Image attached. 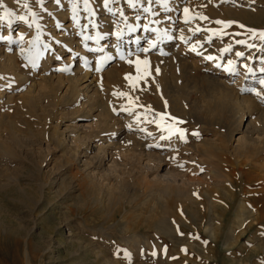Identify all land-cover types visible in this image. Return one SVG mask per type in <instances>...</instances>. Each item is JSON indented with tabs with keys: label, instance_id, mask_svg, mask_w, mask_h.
Instances as JSON below:
<instances>
[{
	"label": "rangeland",
	"instance_id": "374dc122",
	"mask_svg": "<svg viewBox=\"0 0 264 264\" xmlns=\"http://www.w3.org/2000/svg\"><path fill=\"white\" fill-rule=\"evenodd\" d=\"M15 2L22 7L20 14L10 9L13 15L0 13V17H4L0 19V48L6 45L12 53L17 50L19 73L33 74L26 64V56L37 40L40 42L41 36L46 43L55 42L45 33L37 35L42 28L81 40L85 52L82 57L87 61L85 69L90 71L93 55L103 54L108 41L110 44L114 39L116 54L110 57L104 53L105 63L95 70L101 93L111 88L107 100L116 116H133L131 121L138 126H130V130L139 128L140 132L151 135L149 121L142 124L137 119L141 112L149 115L153 110L159 117L158 129L164 138L151 141L148 149L153 147L163 153L175 146L179 151L180 143L174 144L172 138L179 137L182 147L190 150L196 145L199 152H195L194 159L187 152L186 157L180 159L185 161L180 162L181 165L170 161L171 158L166 160L171 171H176L177 166V172L188 176L190 181L185 183L178 176L167 178L163 174V161L160 167L155 160L148 164L143 151L139 157L117 150L116 161L110 166L106 156L100 165L91 164L90 152L74 147L67 132L76 134L73 127L90 131L94 116H77L72 121L59 120V114L48 118L51 108L42 106L34 111L31 103L23 98L24 83L14 82V74L9 71L5 76L0 73V264H264V256L257 246V239H264V222L259 218L241 221L236 217L240 200L246 202V209L255 213L264 205V121L257 122L258 132L250 131L252 139L243 135L245 124H242L240 130L233 131L224 147L206 148L203 142L220 146L218 125L232 121L233 97L229 95L221 103H217V99L211 103L207 96L202 100L205 95L201 94L204 91L200 87H190L185 95L187 99L179 97V111L192 110L188 102L194 100L200 104L199 110L204 111L208 101L210 107L218 106L217 110L210 108L212 123L205 128L193 119H182L185 113L174 116L169 95L174 94L181 83L171 77L182 73L167 69L171 75L166 78L152 54L159 47V41L176 40L180 23L183 26L193 23L188 27L189 37L179 31L180 42L187 38L196 42L203 36L200 45L214 48L210 54L216 58L212 72L223 70L230 85H236V89L247 96L252 94L264 105V85L260 83L264 80V39L260 35L264 32V0H247L246 4L244 0H55L56 5L70 13L61 20L53 19L52 25L40 18L41 7L47 0ZM100 10L107 13L115 25L113 32L100 29L106 26L105 22L100 25L97 21ZM50 12L48 18L52 16ZM83 12L88 15L85 20ZM254 12L259 15L256 20L252 17ZM93 14L96 20L91 21ZM142 22L146 34L137 38L133 51L128 47L131 42L124 38L139 34ZM20 24L24 25L22 30ZM93 27L96 31H91ZM73 29L77 31L75 34ZM152 34L158 39L153 37L152 45L145 47L147 37ZM68 50L66 46L64 52ZM188 53L187 50L189 56ZM237 53L243 55L237 56ZM227 56L231 63L226 62ZM79 58L76 50L68 63L50 61L51 70L45 69L44 75L53 70L71 74ZM107 69L115 71L116 76L104 75ZM239 71L243 74L237 82ZM35 87L37 92L39 87ZM7 95H12L11 101ZM81 103L82 98H79L77 105L70 104L65 110H76ZM57 124L59 132L65 131L60 147L48 138L52 126ZM124 143L131 144L130 141ZM245 146L256 147L257 154L252 152V156L238 159L234 150ZM238 170L247 173L246 179ZM40 193L42 198L38 200ZM49 206L53 209L49 210ZM46 209L48 216L43 219L40 212ZM62 232H65L63 237ZM132 236L135 239L132 240ZM49 244L52 252L47 251Z\"/></svg>",
	"mask_w": 264,
	"mask_h": 264
},
{
	"label": "bare ground",
	"instance_id": "6f19581e",
	"mask_svg": "<svg viewBox=\"0 0 264 264\" xmlns=\"http://www.w3.org/2000/svg\"><path fill=\"white\" fill-rule=\"evenodd\" d=\"M100 2H101V0H100ZM244 2H245L244 4L248 3L247 0H244ZM154 7H157V6H154ZM21 8L22 7H18V4H17V2H15V0H0V13H2V11L5 12V10L10 9L11 11H14V12H17L18 14H20L22 12ZM99 9H101V7ZM156 10H157V8H156ZM48 12H50L52 14V16L50 18H48ZM41 13H42V16L40 18H42L43 21H47V22H49L50 25H52L53 19L61 20L63 18H66L69 15L70 11L66 8H63V7L61 8L58 5H56L55 0H47V2L43 3V6L41 7ZM233 13H235L237 15L239 14L237 11L236 12L234 11ZM27 14H28V12H27ZM82 14H83L82 18H84V20H85V17H86L85 12H83ZM31 16L32 15L30 13V17ZM95 16L97 17V15H95ZM98 16L99 17H98L97 21L99 22V24H100V22L106 23V26H100V29H104V30L110 29L111 32H113V29H115L114 28L115 25H113L112 21L109 20L110 17L107 16V13H102V10H100V14ZM100 16H102V17H100ZM258 16L259 15L254 12V15L252 17H253V19L254 18L257 19ZM86 18H88V15ZM90 18H91V21L96 20V18L94 17V14L90 15ZM239 18L240 17H238V19ZM128 19L133 22L132 18H128ZM256 19H254V20H256ZM1 21L2 20H0V22ZM143 22H142V30L139 34L135 33V35H132L133 37L132 38L130 37V39H127L126 37H125L126 39L124 38V40L126 42H129V41L131 42V45L128 47L131 48L133 51L136 50L135 45L137 44V41H136L137 38L139 36L146 34V31L143 32V25H144ZM168 22H170V21H168ZM169 24L170 23H167V26H169ZM100 25H102V24H100ZM193 25L194 24L191 23L188 26H183L182 23H180L178 25V27H179L178 32L176 31L177 32L176 33V40L169 41V42H167V41H161L160 42L158 40L159 41V43H158L159 47L155 50L154 53H152L156 62L158 64H160L159 65L160 67H162L161 69L163 70V74L166 78H168L169 77L168 75L171 73L167 69H172V70L177 69L178 71H180L182 73L181 75L178 74L179 76L171 77V79H174L175 82L177 81V83L178 82L181 83L180 84L181 87H177L175 92L172 91V92H174V94L170 93V95H169L172 98V100H171V103L173 105L172 107L175 109V115L174 116L180 117L179 114L185 113L181 116L182 119L185 117H187L186 119H193L195 122L201 123V125H203L206 128V125H210L212 123L210 108H213L212 110L218 109L217 105L214 107L209 106V102H208L209 99H210L211 103L213 100H216V99L218 101L217 103H221L223 101L222 99L224 97L230 95L233 97V100H232V103L234 106V111L232 112L233 113V116H232L233 119L230 123L227 122V123H225V125H218L217 135H218V138H220V140H219L220 146H218L216 144V146H218V147H216V146L214 147V145L212 146L211 144L209 145L205 142H203V145H205L206 148H221V146L224 147L225 142L228 140V138L230 136H232L233 131L240 130V126L242 124H245V129L243 131V135H245V137L247 139H252L251 135H249L250 131L258 132V128H256V124H258L257 122H260V121L263 122L264 121V105H262L257 100V98L252 96V94L247 96V95L243 94L240 90H237L236 85H230L227 81L228 79L223 75V74H225V72H223V70H221L220 72H216V71L212 72L213 67H214V60L216 58L211 57L210 54H211V52L214 51V48L207 47V46L205 47V46H203V44L200 45V40L203 36L198 37L195 40L196 42L190 41L189 40L190 38L189 39L187 38L183 42H180L181 41L180 37H179L180 32L183 35H186V37H187L191 31L188 27L193 26ZM1 26L2 25L0 23V28H1ZM23 27H24V25L20 24L19 29L22 30ZM7 28L8 27L6 25L5 29H3L4 32H6L8 30ZM32 30H34L33 27H32ZM75 31L76 30L73 31L74 34H75ZM91 31H96L95 27H93L91 29ZM98 31H100V30H98ZM168 31L170 32V30H168ZM40 33H43V34L45 33V34L51 36L52 41L54 39L55 42L46 43V41H44V40L42 41L40 39L42 37ZM37 35L41 36L39 38L40 42H38V40H37L38 38H36L37 42L30 48L29 54H27V56H26L27 57L26 58V64L33 70L32 75L26 76V75L18 72V70L20 68V63L18 62L19 55L17 53V50L12 53L7 49L6 45H4V47L0 48V60H1L0 61V73L5 76L6 73H8V71H9L10 74H14V78L11 76V78H13L14 82H17L20 84L24 83L25 94H24L23 98L27 99L29 101V103H31V107L34 111H36V108L38 109L39 107H42V106L46 109L51 108V110L49 111L50 114L48 115V118H50L56 114H59V116H60V117H58L59 120H60V118H68L72 121V120H76L75 118L77 116H87V115L88 116L89 115L94 116L95 122H94L90 131L89 130L86 131L85 129L80 131L76 127H73L72 130L77 131L76 134L73 135L70 132H67V136L69 138L68 140L70 142H72L74 147L79 148V146H80L83 148L84 152H90L91 155H89V156H91V160H90L91 164L94 162L96 165H98L99 163H101L102 159L106 156L108 159V163H109L108 166H110L113 162L116 161L115 155L118 151L119 152L123 151L128 156L129 155L135 156V154H138L139 157H140V154H142L144 152L146 155V159H147L148 164H150V162L155 160V161H157V163L159 164V167H160V162L161 161L164 162L165 167L162 169H164L165 172L163 174L167 175V178H168V176L170 178H176V176H178V178L179 177L181 178V181L183 183L190 181V179L188 178V176H186V174H181L180 172H177V170H178L177 166L175 168V166L171 165V168L173 167L176 169V171H173V170L171 171L170 165L168 166L166 164V162H167L166 160L171 158L170 161L180 163V162H182L180 159L185 158L187 155L186 154L187 152L188 153L190 152L191 153L190 156H192V158L194 159V157L196 155L195 152H199V149L196 145L193 144L194 146H191V147H193L194 150H192L193 148H190V150H191L190 151L189 147L188 148H184L185 146L182 147V145H181L182 142H181L179 137H172L174 140V142H173L174 144L180 143L181 147H180V145H178L180 148L179 151L177 150V148L175 146L170 147V151L163 152V153L160 151L154 150L153 147L151 149H148V147H149L148 145L150 144L151 141H153V140L155 141L156 139L157 140H161V139L163 140V138H164V134L158 129V124L160 122L158 115L154 114L153 110H152L151 114H149V115L145 114V112H141L140 113L141 116L137 119L138 121L141 120V123L144 121L145 122L149 121L150 124L149 123L148 124L150 126H149L148 131H151V135L148 132H144V131L140 132L139 128L137 130L131 131L130 126L131 127H133L135 125H136V127L138 126L137 123L134 124L131 121V120H133L134 117L133 116L128 117L129 115L126 117L124 114H122L120 116H116L114 109L109 105V102L107 100L110 97V95L108 93H109V90L111 88L107 91H104L103 94L101 93L102 91H100V89H99V79H98L99 77L97 76L98 73H96L97 70H95V69L100 68L105 63L104 59H103L104 53L110 54L111 55L110 57H114V55L116 54V50H115L116 47H115L114 39L111 40L110 44H109L110 41H108V43H107L108 47L104 49L103 54L102 53L101 54L96 53L93 55L94 56L93 57L94 62L91 63L90 66L88 65L89 67L92 68V71H90L89 69H85V65H86L87 61H85L82 57L85 55L84 54L85 52L83 49V44H82L81 40H79L78 38H75L74 35L66 36L64 33H62V34L56 33L54 29L44 30V28H42V32H38ZM153 37L157 38L156 35H154V34L147 37L149 40H147L145 42V47L152 45L153 40L151 41V39ZM66 46L69 50L65 51L66 52L65 53L64 50H66ZM126 49H127V47H126ZM76 50L80 54V58H79L80 60H75L76 65L72 69V73L70 72L71 74H69V73L66 74L65 72H63V73L62 72H54V70H53L49 75H44L45 69L50 68V70H51V67L49 66L50 61L56 60V61L61 62V63H68L69 61L73 60L72 58H73L74 52ZM187 50L189 52L188 54H190L191 57H190V55L189 56L187 55ZM235 51L236 50H234L233 53H235ZM231 55H234V54H231ZM249 55H250V53H249ZM35 57H36V59H35ZM209 57H211V59H209ZM226 58H227L226 62H229L230 61L229 57L227 56ZM248 61H249V58H247V62ZM240 67L241 68L243 67L242 64ZM22 72H25V71H22ZM118 72H117V75L119 74ZM114 73H115V71H113L112 69H107V70H105L104 75H106L107 77H110V75H112ZM242 74H243V72H241V71H239L237 73V76H238V80H236L237 82H239L241 80ZM115 76H114V78H115ZM28 77H30L29 80H27ZM112 82H110V83H112ZM35 86L39 87L37 92L35 91V89H36ZM190 87L191 88H195V87L199 88L200 87V89H202L204 91V92L201 91V94L205 95L204 97H202V100H204V98H206V96L208 97V101L207 100H206L207 102L204 101L205 103H208L207 104L208 107L207 108L205 107L206 109L203 108L204 111H202V109L199 110L200 104L195 100L192 102H188L189 108L191 107L192 110L189 111V110L183 109L182 111H179L180 107H181L180 106L181 102L179 103V97H181L184 100L185 99L184 96L185 95L187 96L186 93L190 90ZM171 89H169V90L171 91ZM191 90H193V89H191ZM166 93L168 95L169 92L167 91ZM182 93H183V96H182ZM7 97H8L7 99L11 101L12 95H7ZM20 98H21V96H20ZM79 98L80 99L82 98V103L78 107V109H76V110H74V109L73 110L72 109L65 110V109H67V107L70 104H76L77 105ZM187 98L188 97H186V99ZM218 98H220V99L218 100ZM181 105H183V104H181ZM184 105H183V107H185ZM219 106L221 107V105H219ZM158 107H159V105H158ZM59 108L61 110H59ZM46 109H44V110H46ZM63 110H65V111H63ZM147 110H145V111H147ZM220 111H222V110H219V112ZM217 113H218V111H217ZM236 115H238L237 118H236ZM254 116H255V118H252ZM142 124H140L139 127H141ZM43 126H45V125H43ZM144 127H145V125L142 128H144ZM52 128H51V130H52L51 134L49 135L48 138L51 139L52 142H54L57 147H60L58 145H60L62 143L61 139H63V137L65 136V134H64L65 131L62 130L61 132H59L60 128L58 127V124L52 126ZM205 128H203V129L205 130ZM68 131H70V130H68ZM111 133H112V136L110 138ZM126 141H130L131 144L129 146H126L127 144L125 145V143H124ZM256 146H258V145L256 144ZM259 147H260V145H259ZM203 148H205V147H203ZM255 148L256 147H254V149ZM254 149L250 146H247V147L245 146V148H242V149L240 148L237 151L234 150V154H236L238 156V159H239V157L246 158L247 156H250L252 152H255ZM262 149H264V148L262 147ZM197 154H199V153H197ZM255 154H257V152H255ZM180 155H182V156H180ZM147 163H146V165H147ZM182 163H185V161ZM186 163H187V160H186ZM87 164H89V163H87ZM180 165H181V163H180ZM147 166H149V165H147ZM155 166H158V165H155ZM159 167H158V169H159ZM180 170H181V168H180ZM238 171H239V174L241 175V177L246 179L245 176L247 173H245V171H243V170H238ZM216 173L219 175L218 172H216ZM223 175H225V174H223ZM189 177H190V175H189ZM215 177H218V176L215 175ZM222 178L224 179V176ZM225 178H227V177H225ZM180 186H179V188H180ZM96 187H95V189H96ZM185 187H188V185L187 186L185 185ZM167 188H169V187H167ZM177 188H176V190H177ZM172 189H175V188H172ZM190 189H192V188H189V190ZM182 191H183V189H182ZM61 195H62V193H61ZM67 196H68V194H67ZM41 198H42V194L38 197V200H41ZM45 199H46V197H45ZM46 201H48V200H46ZM34 203H35V201H34ZM245 203L246 202L243 200L239 201V203L236 207L237 219L243 221L245 218L251 217L253 219L259 218L261 220L260 222H264V205L261 208L257 209L258 212L255 213V210L246 209L247 206L245 205ZM50 209L52 210L53 207L50 208V206H49V210ZM49 210L46 209V210L40 212V215L42 216L43 219L47 218ZM32 230H30L29 234L32 232ZM64 233L65 232H62L60 234V236H62V237L65 236ZM130 238L132 240L135 239L133 236ZM136 244H137V242H136ZM257 246L259 249L258 251H260L259 252L260 255L264 256V239L259 237V239H257ZM138 248L139 247L137 246V249ZM47 251L52 252V245H50V244L48 245ZM27 264H28V262H27Z\"/></svg>",
	"mask_w": 264,
	"mask_h": 264
},
{
	"label": "snow or ice",
	"instance_id": "6c2138e0",
	"mask_svg": "<svg viewBox=\"0 0 264 264\" xmlns=\"http://www.w3.org/2000/svg\"><path fill=\"white\" fill-rule=\"evenodd\" d=\"M25 7H27V5L25 4ZM187 9H185V12L187 13ZM5 15H13V13H11V12H9L8 10H5ZM4 17H0V19H3ZM20 19H24L23 17H20ZM217 23H224V22H222V21H217ZM261 35V38L262 39H264V33H261L260 34ZM6 39V38H5ZM241 43H243V41H241ZM243 55V53H237V56H242ZM209 59H211V57H209ZM229 63H231V61L229 62ZM250 70V69H249ZM262 71H264V69H262ZM128 77H126V79H127ZM260 83L262 84V85H264V80H261L260 81ZM254 91V90H253ZM257 95H259V93H257Z\"/></svg>",
	"mask_w": 264,
	"mask_h": 264
}]
</instances>
